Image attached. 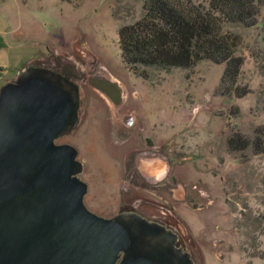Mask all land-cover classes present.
Wrapping results in <instances>:
<instances>
[{
	"label": "rangeland",
	"instance_id": "374dc122",
	"mask_svg": "<svg viewBox=\"0 0 264 264\" xmlns=\"http://www.w3.org/2000/svg\"><path fill=\"white\" fill-rule=\"evenodd\" d=\"M142 1L0 0V89L27 66L77 82L79 124L55 143L76 148L90 212L158 222L195 264H264V0L255 26L223 27L244 59L241 99L222 94L224 66L208 61L134 75L117 31L140 18ZM94 75L117 83L119 107L89 85ZM235 134L251 146L229 151Z\"/></svg>",
	"mask_w": 264,
	"mask_h": 264
},
{
	"label": "water",
	"instance_id": "95a60500",
	"mask_svg": "<svg viewBox=\"0 0 264 264\" xmlns=\"http://www.w3.org/2000/svg\"><path fill=\"white\" fill-rule=\"evenodd\" d=\"M90 85L117 108L114 81ZM79 86L27 66L0 89V264H195L170 228L132 212L84 205L78 152L55 142L78 126Z\"/></svg>",
	"mask_w": 264,
	"mask_h": 264
},
{
	"label": "trees",
	"instance_id": "16d2710c",
	"mask_svg": "<svg viewBox=\"0 0 264 264\" xmlns=\"http://www.w3.org/2000/svg\"><path fill=\"white\" fill-rule=\"evenodd\" d=\"M262 0H210L207 6L191 0H143L140 18L117 31L120 57L136 76L144 69H190L208 61L223 65L220 90L225 97L241 99L248 94L238 85L244 59L225 25L251 28L256 25ZM251 146L239 134L228 139L231 152ZM255 154L262 148L254 146Z\"/></svg>",
	"mask_w": 264,
	"mask_h": 264
},
{
	"label": "flooded vegetation",
	"instance_id": "af4514ba",
	"mask_svg": "<svg viewBox=\"0 0 264 264\" xmlns=\"http://www.w3.org/2000/svg\"><path fill=\"white\" fill-rule=\"evenodd\" d=\"M50 70H53V71H55V72H57V73H60L61 75H63V76H65V77H67L68 79H70L73 83H75L76 85H78L77 84V82L76 81H74V79L72 78V77H70V75H68L67 73H65V72H61V71H58L57 69H50ZM89 81H93V82H105V81H109V79H106L105 78V76L104 77H101V76H99V75H94V77L92 78V79H90ZM89 85H90V83H89ZM79 86V85H78ZM91 86V85H90ZM92 87V86H91ZM93 88V87H92ZM79 89H80V87H79ZM80 93H81V89H80ZM110 102V101H109ZM111 103V102H110ZM112 104V103H111ZM83 165V164H82ZM178 246H181V247H183L184 248V246H182V244H180V241H178Z\"/></svg>",
	"mask_w": 264,
	"mask_h": 264
}]
</instances>
